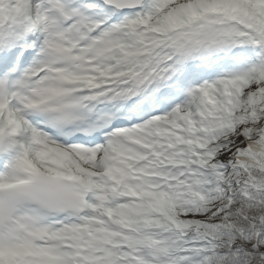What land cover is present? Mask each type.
I'll return each instance as SVG.
<instances>
[{
  "label": "snow or ice",
  "instance_id": "6c2138e0",
  "mask_svg": "<svg viewBox=\"0 0 264 264\" xmlns=\"http://www.w3.org/2000/svg\"><path fill=\"white\" fill-rule=\"evenodd\" d=\"M0 264H264V0H0Z\"/></svg>",
  "mask_w": 264,
  "mask_h": 264
}]
</instances>
